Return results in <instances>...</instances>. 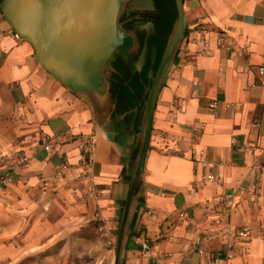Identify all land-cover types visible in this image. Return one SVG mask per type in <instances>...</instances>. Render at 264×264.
<instances>
[{"label": "crops", "instance_id": "1", "mask_svg": "<svg viewBox=\"0 0 264 264\" xmlns=\"http://www.w3.org/2000/svg\"><path fill=\"white\" fill-rule=\"evenodd\" d=\"M100 1L91 35L107 40L92 52L96 81L78 89L40 64L0 0V176H11L0 186V264H87L102 238L116 245L140 134L112 120L104 54L124 31L120 0ZM183 10L185 36L158 91L120 264H200L199 249L207 264H263L264 0H183ZM219 36L232 41L229 53ZM83 137L94 141L87 164ZM18 154L28 167L13 168ZM244 227L247 239L237 236Z\"/></svg>", "mask_w": 264, "mask_h": 264}, {"label": "water", "instance_id": "2", "mask_svg": "<svg viewBox=\"0 0 264 264\" xmlns=\"http://www.w3.org/2000/svg\"><path fill=\"white\" fill-rule=\"evenodd\" d=\"M94 1L97 4L101 2L100 0H2L1 8L4 17L17 34L33 45L37 60L52 76L70 88L84 89L89 85V82L94 84L96 81V68L94 67L96 59L92 52L95 47H98V43L107 40L105 38L97 39L91 35ZM126 2L128 0H120L117 9L116 27L119 31L122 28L118 19ZM174 2L177 18L145 101L137 146L136 167L118 229L114 264L121 263L126 225L130 209L134 204L136 188L144 170L158 91L165 73L185 36L187 24L183 10V0H174ZM89 31L90 33H88ZM125 34L130 35L125 32L124 34L120 33L122 41L116 39L115 43L112 42L108 46V51H106L107 47L105 49V67L103 72L100 71L106 77L108 93L109 75L113 71L110 61L122 46L124 37H126ZM66 41L70 44L68 46L71 48L70 50L65 47Z\"/></svg>", "mask_w": 264, "mask_h": 264}, {"label": "trees", "instance_id": "3", "mask_svg": "<svg viewBox=\"0 0 264 264\" xmlns=\"http://www.w3.org/2000/svg\"><path fill=\"white\" fill-rule=\"evenodd\" d=\"M126 2L118 22L129 33L110 61L109 93L112 120L130 133L141 132L144 105L157 67L177 18L174 0H151V9ZM123 115L121 120L115 118Z\"/></svg>", "mask_w": 264, "mask_h": 264}, {"label": "built area", "instance_id": "4", "mask_svg": "<svg viewBox=\"0 0 264 264\" xmlns=\"http://www.w3.org/2000/svg\"><path fill=\"white\" fill-rule=\"evenodd\" d=\"M216 46L221 48V49H224L226 52H230L231 50V46H232V41H230L228 38H224V36H219L217 39H216V42H215ZM259 74L260 75H264V68H260L259 69ZM217 107V102L216 101H213L212 103H210L209 105V109H215ZM256 126H258V124L256 123L255 124ZM93 145H94V141H93V138H88V137H83L81 138V143L79 144V150L82 152V155H83V164H87L85 161L86 160V155L88 152H90L93 148ZM43 149L46 151V152H50L51 151V146L50 144H45L43 146ZM208 162H203L202 166L206 167L208 166ZM13 168L14 169H17V168H26L29 166V159L24 156V155H21V154H18L16 155L15 157V160H14V163H13ZM65 169V168H64ZM215 177L214 175H205L202 177V180L204 181H212L214 180ZM9 183H11V176L8 175V174H5L3 176H0V186H3V187H6ZM251 187V190L254 192L255 191V186H250ZM247 188L245 187H239L237 189V193L238 194H242L245 192ZM225 205H226V208L227 210H230L233 206V199L231 197L227 198L226 201H225ZM97 217H100L99 214L97 215ZM217 223V222H216ZM98 230L100 232H103L105 233L106 231V226L101 223L98 225ZM237 236L239 238H242V239H247L249 237V229L248 227H244L242 228L238 233H237ZM105 242H106V245L111 247L112 246V241L109 239V238H105ZM202 242V239L201 238H195L194 240V245L197 247L201 244ZM141 246V250L144 252V253H147L149 251V245L147 242H142L140 244ZM227 247H229V244H227ZM199 254L202 256L201 259H200V264H207L206 261H205V258L203 257L205 255V252L203 249H199ZM229 259V255L226 256V260ZM147 264H152V263H147ZM211 264H219V260L218 259H214ZM264 264V263H263Z\"/></svg>", "mask_w": 264, "mask_h": 264}, {"label": "rangeland", "instance_id": "5", "mask_svg": "<svg viewBox=\"0 0 264 264\" xmlns=\"http://www.w3.org/2000/svg\"><path fill=\"white\" fill-rule=\"evenodd\" d=\"M132 4L138 9H151L152 7L151 0H133ZM87 255V264H114L115 245L114 247L107 246L102 238L98 248L88 252Z\"/></svg>", "mask_w": 264, "mask_h": 264}, {"label": "flooded vegetation", "instance_id": "6", "mask_svg": "<svg viewBox=\"0 0 264 264\" xmlns=\"http://www.w3.org/2000/svg\"><path fill=\"white\" fill-rule=\"evenodd\" d=\"M125 40V39H124Z\"/></svg>", "mask_w": 264, "mask_h": 264}]
</instances>
